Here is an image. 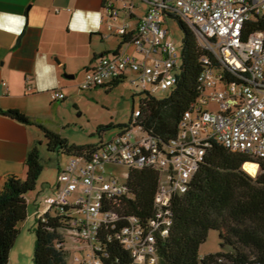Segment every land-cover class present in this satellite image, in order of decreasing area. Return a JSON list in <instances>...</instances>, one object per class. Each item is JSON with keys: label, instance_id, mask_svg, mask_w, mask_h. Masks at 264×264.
<instances>
[{"label": "built area", "instance_id": "1", "mask_svg": "<svg viewBox=\"0 0 264 264\" xmlns=\"http://www.w3.org/2000/svg\"><path fill=\"white\" fill-rule=\"evenodd\" d=\"M132 1L124 2L121 10L115 0L104 1L100 22L105 23L108 36L118 38L119 47L92 60L79 90L131 77L141 91L168 92L180 64L177 48L166 38L167 17H178L192 30L198 45L220 67H206L199 74V95L183 112L175 136L165 143L134 126L139 116L134 110L126 129L102 141L86 160L68 158L57 172L56 185L38 203L35 217L43 220L51 210L73 208L69 232L87 248L86 264H100L93 247L108 216L101 211L102 200L124 194L129 169L150 168L158 173L154 214L143 226L128 219L117 238L131 264H159L155 237L168 233L172 200L188 190L208 142L214 140L250 159L264 158V36L259 31L246 34L247 22L264 18V0H141L146 9L137 19ZM202 62L208 64L206 58ZM223 68L236 81L229 82ZM50 99L62 101L65 95L52 91ZM117 167L126 168L124 181L114 171Z\"/></svg>", "mask_w": 264, "mask_h": 264}, {"label": "trees", "instance_id": "2", "mask_svg": "<svg viewBox=\"0 0 264 264\" xmlns=\"http://www.w3.org/2000/svg\"><path fill=\"white\" fill-rule=\"evenodd\" d=\"M173 18L182 32L176 82L160 98L147 91L139 93L136 109L139 116L134 123L135 127L142 128L151 138L162 143L175 136L183 112L199 95V74L206 67H220L213 55L198 45L194 32L178 17ZM253 31L264 36V18L247 22L246 34ZM100 55H93L92 60ZM203 58L208 64L202 62ZM223 72L229 82L236 81L225 68ZM123 80L96 88L110 91ZM0 113L20 124L36 126L44 137L46 151L66 155L67 159L86 160L99 148L104 131L114 128L111 124L97 127L95 132L99 141L96 143L69 144L57 132L17 110H0ZM128 126L118 125V128L122 132ZM40 148L41 142L37 141L28 149L23 176L10 175L2 183L0 264H8V252L17 237L18 225L26 219L28 200L43 168ZM248 163L258 166L253 177L243 170V165ZM158 179V173L150 168L129 169L124 194L103 198L101 211L108 215L107 221L101 223L93 247V255L100 264H131L130 255L117 235L128 219H135L143 226L153 216ZM171 208L168 233L164 237H155L159 264H264V158L250 159L210 140L188 190L173 198ZM73 212V208H64L61 212L51 210L43 220L36 219L32 228V264H66L62 232L70 231ZM209 231L217 233L220 249L226 247L228 251L199 255V248Z\"/></svg>", "mask_w": 264, "mask_h": 264}, {"label": "crops", "instance_id": "3", "mask_svg": "<svg viewBox=\"0 0 264 264\" xmlns=\"http://www.w3.org/2000/svg\"><path fill=\"white\" fill-rule=\"evenodd\" d=\"M104 1L0 0L1 111L17 110L56 132L62 124L58 110L67 97L65 89L73 87L69 81L81 69L84 72L93 55L119 47V43L114 49L105 47L113 36H108L105 23L100 22L105 14ZM127 1L131 0H115V7L121 10ZM132 2L133 17L137 19L146 4L141 0ZM98 44L103 46L100 53L93 52L86 66L84 47L93 51ZM52 91H61L65 99L51 101ZM41 135L36 126L20 124L0 113V189L8 176L24 175L27 151L37 141L42 146ZM63 167L58 165L57 172ZM28 203L36 211L37 197H29Z\"/></svg>", "mask_w": 264, "mask_h": 264}, {"label": "rangeland", "instance_id": "4", "mask_svg": "<svg viewBox=\"0 0 264 264\" xmlns=\"http://www.w3.org/2000/svg\"><path fill=\"white\" fill-rule=\"evenodd\" d=\"M167 31L166 38L172 41L177 48V53L181 50L182 32L178 27L177 21L173 17H167L164 23ZM103 29H105L103 27ZM104 31V30H103ZM119 43L118 38L112 37L105 44V47L114 49ZM102 45L92 51L85 49L86 66L93 52L100 53ZM87 50V51H86ZM83 70L69 82L73 87L65 89L67 97L63 104L59 107L58 116L62 121L57 126L56 132L69 144H85L96 143L99 136L95 129L99 126L113 125L114 128L106 129L102 134L103 141L110 139L120 132L118 125H127L131 117L132 110L138 107L139 93H141L140 84L131 83V77H127L110 91L103 88H95L90 91L79 90V84L83 78ZM70 94H72L70 96ZM164 92L156 90L155 96L160 98ZM213 108V106H210ZM51 127L52 125L49 124ZM41 135V140L44 141ZM36 142L34 143V145ZM43 142L40 148L42 171L36 181L35 190L30 197H37L38 203L51 194L50 188L56 185V174L58 165L64 166L67 161L66 155L57 153H48ZM257 166V165H256ZM117 175H122L121 181H124L123 175L126 173L125 167H117L114 169ZM245 171V170H244ZM258 171V166H257ZM246 172V171H245ZM257 173V172H256ZM249 174V173H248ZM250 176H255L249 174ZM35 206L31 203L27 204L26 219L18 225L17 237L8 252V264H32V252L34 245V235L32 228L35 226ZM64 250L66 253V264H86L85 255L87 248L74 239V235L69 231H63ZM218 251H228V248L220 249L219 240L215 231H209L205 242L199 248V255L203 256ZM78 260L75 262L74 260Z\"/></svg>", "mask_w": 264, "mask_h": 264}, {"label": "bare ground", "instance_id": "5", "mask_svg": "<svg viewBox=\"0 0 264 264\" xmlns=\"http://www.w3.org/2000/svg\"><path fill=\"white\" fill-rule=\"evenodd\" d=\"M243 169L251 175H254L257 172V166L253 163L244 164Z\"/></svg>", "mask_w": 264, "mask_h": 264}, {"label": "water", "instance_id": "6", "mask_svg": "<svg viewBox=\"0 0 264 264\" xmlns=\"http://www.w3.org/2000/svg\"><path fill=\"white\" fill-rule=\"evenodd\" d=\"M53 60H54L57 64L59 63L58 60H57V58H54ZM66 77L71 78L72 76H66Z\"/></svg>", "mask_w": 264, "mask_h": 264}]
</instances>
